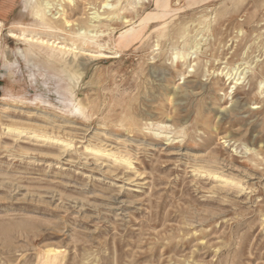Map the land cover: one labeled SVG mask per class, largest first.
Returning a JSON list of instances; mask_svg holds the SVG:
<instances>
[{"label": "rangeland", "instance_id": "obj_1", "mask_svg": "<svg viewBox=\"0 0 264 264\" xmlns=\"http://www.w3.org/2000/svg\"><path fill=\"white\" fill-rule=\"evenodd\" d=\"M5 15L0 264H264V0Z\"/></svg>", "mask_w": 264, "mask_h": 264}, {"label": "bare ground", "instance_id": "obj_2", "mask_svg": "<svg viewBox=\"0 0 264 264\" xmlns=\"http://www.w3.org/2000/svg\"><path fill=\"white\" fill-rule=\"evenodd\" d=\"M106 4H107V2L106 3H104V4H102L103 6V8H105L106 7ZM49 4L45 1V7L46 6H48ZM48 8H50V7H48ZM46 9V8H45ZM47 10V9H46ZM35 14H37V15H39V16H41V18L44 20L45 18H44V14H43V7H42V4L41 5H39V7H36L35 8ZM48 12V11H47ZM66 21V20H65ZM67 23V22H66ZM2 26V22L0 21V27ZM94 33V32H93ZM10 36H12V37H17V38H19V39H24V40H26L27 42H29V41H32V37H29V36H27V37H25L24 36V34L23 33H21V34H16V33H13V32H11L10 33ZM37 40V39H36ZM40 42H45V43H47V41H44V40H39ZM51 45L53 44V41L52 42H49ZM44 44V43H43ZM49 44V45H50ZM59 47H65V46H62V45H60ZM54 259V258H53ZM53 261V260H52Z\"/></svg>", "mask_w": 264, "mask_h": 264}, {"label": "crops", "instance_id": "obj_3", "mask_svg": "<svg viewBox=\"0 0 264 264\" xmlns=\"http://www.w3.org/2000/svg\"><path fill=\"white\" fill-rule=\"evenodd\" d=\"M13 5L14 0H0V19L4 18L6 16L5 14L10 12Z\"/></svg>", "mask_w": 264, "mask_h": 264}]
</instances>
